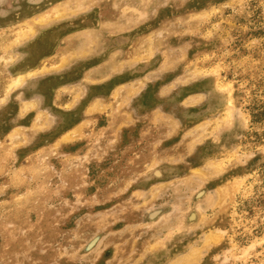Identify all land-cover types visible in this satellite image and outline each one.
<instances>
[{
    "label": "rangeland",
    "instance_id": "rangeland-1",
    "mask_svg": "<svg viewBox=\"0 0 264 264\" xmlns=\"http://www.w3.org/2000/svg\"><path fill=\"white\" fill-rule=\"evenodd\" d=\"M0 264H264V0H0Z\"/></svg>",
    "mask_w": 264,
    "mask_h": 264
}]
</instances>
